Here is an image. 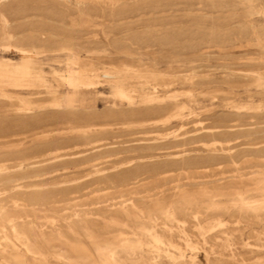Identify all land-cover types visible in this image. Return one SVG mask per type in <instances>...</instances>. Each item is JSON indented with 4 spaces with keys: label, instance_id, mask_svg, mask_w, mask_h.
Returning a JSON list of instances; mask_svg holds the SVG:
<instances>
[{
    "label": "rangeland",
    "instance_id": "1",
    "mask_svg": "<svg viewBox=\"0 0 264 264\" xmlns=\"http://www.w3.org/2000/svg\"><path fill=\"white\" fill-rule=\"evenodd\" d=\"M0 12V264H264V0Z\"/></svg>",
    "mask_w": 264,
    "mask_h": 264
},
{
    "label": "bare ground",
    "instance_id": "2",
    "mask_svg": "<svg viewBox=\"0 0 264 264\" xmlns=\"http://www.w3.org/2000/svg\"><path fill=\"white\" fill-rule=\"evenodd\" d=\"M209 2H210V1H209ZM1 5H2V3H1ZM17 5H18V4H17ZM0 13L2 14V12H0ZM5 22H7V21H5ZM6 24H7V23H6ZM247 27H248V26H247ZM0 32H2V31H0ZM6 32H7V31H6ZM7 33H8V32H7ZM0 34H1V33H0ZM3 35H4V34H3ZM17 40H18V39H17ZM14 42H15V41H14ZM18 42H20V41H18ZM18 42H17V43H18ZM21 43H22V42H21ZM21 43H20V44H21ZM27 43H28V42H27ZM33 43H34V41H33ZM6 44H7V43H6ZM9 44H10V43H9ZM14 44H15V43H14ZM25 44H26V42H25L23 45H25ZM2 45H3V44H2ZM27 45H28V44H27ZM13 46H14V45H13ZM32 46L34 47V45H32ZM8 47H9V46H8ZM25 47H26V46H25ZM30 47H31V46H30ZM27 48H28V47H27ZM20 49H21V48H20ZM13 50H14V49H13ZM23 53H24V52H23ZM23 60H26V59H23ZM8 66H9V65H8ZM17 68H18V67H17ZM8 69H9V68H8ZM3 70H4V69H3ZM90 75H91V74H90ZM27 76H28V75H27ZM70 76H71V74H70ZM70 78H71V77H70ZM24 79H25V77H24ZM14 84H15V83H14ZM90 87H93V86H90ZM1 89H2V88H1ZM3 89H4V88H3ZM82 89H84V88H82ZM70 93H71V92H70ZM122 98H123V97H122ZM124 98H125V97H124ZM130 100H131V99H130ZM130 104H131V103H130ZM68 111H69V110H68ZM93 112H94V111H93ZM111 112H112V111H111ZM101 113H102V112H101ZM105 113H106V112H105ZM113 113H114V111H113ZM117 113H119V112H117ZM117 113H116V114H117ZM164 113H165V112H164ZM24 114H25V113H24ZM67 114H68V113H67ZM71 114H72V112H71ZM87 114H88V115H89V114L91 115V113H87ZM93 114L96 115L97 113H93ZM110 114H111V113H110ZM120 114H121V113H120ZM120 114H119V115H120ZM88 115H87V116H88ZM98 115H99V114H98ZM98 115H97V116H98ZM161 115H162V114H161ZM164 115H165V114H164ZM66 116H67V115H66ZM102 116H106V115H102ZM107 116H108V115H107ZM109 116H110V115H109ZM68 117L70 118V116H68ZM77 117H78V116H77ZM91 117H92V116H91ZM95 117H96V116H95ZM100 117H101V116L99 115V118H100ZM123 117H124V116H123ZM125 117H126V116H125ZM150 117H151V116H150ZM152 117H154V116H152ZM160 117H161V116H160ZM75 118H76V117H75ZM79 118H80V117H79ZM84 118H86V117H84ZM89 118H90V117H89ZM107 118H108V117H107ZM112 118H113V117H112ZM115 118H116V117H115ZM118 118H119V116H118ZM120 118H121V117H120ZM120 118H119V119H120ZM144 118H145V117H143V118H141V119H144ZM64 119H65V118H64ZM102 119H103V118H102ZM108 119H109V118H108ZM113 119H114V118H113ZM145 119H147V118H145ZM148 119H149V118H148ZM152 119H154V118H152ZM67 120H68V119H67ZM91 120H93V119H91ZM99 120H100V119H99ZM114 120H115V119H114ZM163 120H164V119H163ZM175 120H176V119H175ZM59 121H60V120H59ZM75 121H76V120H75ZM75 121H74V122H75ZM79 121H80V120H79ZM82 121H83V120H82ZM82 121H81V122H82ZM95 121H96V120H95ZM105 121H106V120H105ZM107 121H108V120H107ZM109 121H110V120H109ZM109 121H108V122H109ZM111 121H112V120H111ZM165 121H166V119H165ZM16 122H17V121H16ZM22 122H23V121H22ZM46 122H47V121H46ZM62 122H63V121H62ZM64 122H65V121H64ZM64 122H63V123H64ZM77 122H78V121H77ZM77 122H76V123H77ZM85 122H86V121H85ZM99 122H100V121H99ZM160 122H161V121H160ZM20 123H21V122H19V124H20ZM23 123H24V122H23ZM59 123H60V122H59ZM65 123H66V122H65ZM68 123H69V120H68ZM72 123H73V122H72ZM89 123H90V122H89ZM100 123H101V122H100ZM14 124H17V123H14ZM25 124H26V123H25ZM32 124H33V123H32ZM79 124H80V123H79ZM90 124H91V123H90ZM90 124H89V125H90ZM95 124H96V123H95ZM97 124H98V123H97ZM36 125H38V123H37ZM36 125H35V126H36ZM45 125H46V124H45ZM10 126H11V125H10ZM27 126H29V125L27 124ZM27 126H26V127H27ZM39 126H40V125H39ZM42 126H43V125H42ZM46 126H47V125H46ZM48 126H49V125H48ZM24 127H25V125H24ZM69 127H70V126H69ZM71 127H72V126H71ZM78 127H79V126H78ZM82 127H83V126H82ZM16 128H17V127H16ZM16 128H15V129H16ZM18 128H19V127H18ZM18 128H17V129H18ZM31 128H32V127H31ZM33 128H34V127H33ZM42 128H43V127H42ZM47 128H49V127H47ZM8 129H9V128H8ZM12 129H13V128H12ZM15 129H14V130H15ZM17 129H16V130H17ZM44 129H45V128H44ZM6 130H7V129H6ZM18 130H19V129H18ZM26 130H28V129H26ZM46 130H47V129H46ZM8 131H9V130H8ZM8 131H7V134H8ZM10 131H11V129H10ZM17 132H18V133H21V132H19V131H17ZM28 132H29V131H28ZM10 133H11V132H10ZM13 133H14V131H13ZM35 133H38V132H35ZM0 135H1V134H0ZM44 135H45V134H44ZM47 135H49V134H47ZM173 135H174V134H173ZM9 136H10V135H9ZM15 136H16V135H15ZM17 136H18V135H17ZM31 136H32V135H31ZM4 137H5V136H4ZM6 137H7V136H6ZM93 138H94V137H93ZM21 139H22V138H21ZM24 139H25V138H24ZM17 140H20V139H17ZM85 140H86V139H85ZM6 141H7V139H6ZM14 141H15V140H14ZM87 141H88V140H87ZM87 141H86V142H87ZM0 142H1V141H0ZM59 142H61V141H59ZM89 142H90V139H89ZM89 142H88V143H89ZM62 144H63V142H62ZM55 146H56V145H55ZM55 146H54V147H55ZM59 146H60V145H59ZM66 146H67V145H66ZM66 146H65V147H66ZM69 146H70V145H69ZM49 147H50V149H51V147H53V146H49ZM61 147H62V146H61ZM61 147H60V148H61ZM33 148H35V147H33ZM37 148H38V147H37ZM46 148H47V147H46ZM75 148H76V147H75ZM40 149H42V148H40ZM50 149H48V150H50ZM56 149H57V148H56ZM58 149H59V148H58ZM36 151H38V150L36 149ZM23 152H24V151H23ZM23 152H22V154H24ZM27 152H29V150H28ZM27 152H26V153H27ZM31 152H32V151H31ZM40 152H41V151H40ZM57 152H59V151H57ZM61 152H62V151H61ZM61 152H60L59 154H61ZM35 153H36V152H35ZM41 153H42V152H41ZM43 153H44V152H43ZM64 153H65V152H64ZM16 154H17V153H16ZM22 154H21V156H22ZM38 154H39V153H38ZM57 154H58V153H57ZM62 154H63V153H62ZM62 154H61V155H62ZM14 155H15V154H14ZM39 155H40V154H39ZM94 155H95V154H94ZM33 156H34V155H33ZM50 156H51V155H50ZM58 156H59V155H58ZM58 156H57V157H58ZM62 156H63V155H62ZM6 157H7V156H6ZM6 157H5V158H6ZM15 157H16V156H15ZM25 157H26V156H25ZM27 157H28V156H27ZM35 157H37V156H35ZM53 157H54V156H53ZM91 157H92V156H91ZM98 157H99V156H98ZM7 158H8V157H7ZM7 158H6V159H7ZM12 158H14V156H13ZM8 159H10V158H8ZM17 159H18V158H17ZM39 159H40V158H39ZM3 160H4V159H3ZM10 160H11V159H10ZM13 160H15V159H13ZM41 160H42V158H41ZM47 160H48V159H47ZM62 160H63V159H62ZM0 161H2V160H0ZM5 161H6V160H5ZM22 161H23V160H22ZM37 161H38V160H37ZM44 161H45V160H44ZM59 161H60V160H59ZM19 162H20V161H19ZM28 162H30V161H28ZM69 162H70V161H69ZM89 162H90V160H89ZM33 163H35V162H33ZM52 163H53V162H52ZM5 164H6V163H5ZM24 164H26V163H24ZM24 164H23V165H24ZM49 164H50V163H49ZM73 164H74V163H73ZM75 164H76V163H75ZM82 164H83V163H82ZM3 165H4V164H3ZM8 165H9V164H8ZM39 165H40V164H39ZM196 165H197V164H196ZM34 166H35V165H34ZM40 166H41V165H40ZM42 166H43V165H42ZM122 166H123V165H122ZM135 166H136V165H135ZM12 167H13V166H12ZM136 167H137V166H136ZM136 167H135V168H136ZM2 168H3V167H2ZM19 168H20V170L22 169L21 166H20ZM19 168H18V169H19ZM24 168H27V167H24ZM24 168H23V169H24ZM31 168H32V167H31ZM49 168H50V167H49ZM96 168H97V167H96ZM99 168H100V167H99ZM130 168H131V167H130ZM135 168H134V170H135ZM44 169H45V168H44ZM58 169H59V168H58ZM76 169H77V168H76ZM122 169H123V168H122ZM24 170H25V169H24ZM24 170H23V171H24ZM46 170H47V169H46ZM92 170H93V169H92ZM113 170H114V169H113ZM127 170H129V169L127 168ZM2 171H3V170H2ZM2 171H1V172H2ZM17 171H18V170H17ZM25 171H26V170H25ZM49 171H50V170H49ZM49 171H48V172H49ZM51 171H52V170H51ZM51 171H50V172H51ZM54 171H56V170H54ZM156 171H157V170H156ZM121 172H122V171H121ZM121 172H119V173H121ZM140 172H141V171H140ZM6 173H7V172H6ZM46 173H47V172H46ZM57 173H58V172H57ZM87 173H88V172H87ZM128 173H129V172H128ZM3 174H4V173H3ZM41 174H43V173H41ZM115 174H116V173H115ZM115 174H114V175H115ZM142 174H143V173H142ZM96 175H97V174H96ZM109 175H110V174H109ZM111 175H112V174H111ZM114 175H112V176H114ZM130 175H131V174H130ZM32 176H33V175H32ZM48 176H49V175H48ZM104 176H108V175H104ZM116 176H118V174H116ZM140 176H141V174H140ZM23 177H24V176H23ZM36 177H37V176H36ZM39 177H40V176H39ZM89 177H90V176H89ZM92 177H93V176H92ZM127 177H128V176H127ZM130 177H131V176H130ZM24 178H25V177H24ZM49 178H50V177H49ZM87 178H88V177H87ZM119 178H121V177H118V179H119ZM122 178H123V177H122ZM0 179H1V178H0ZM27 179H28V178H27ZM44 179H45V178H44ZM44 179H43V180H44ZM98 179H99V178H98ZM100 179H101V178H100ZM105 179H106V178H105ZM105 179H104V180H105ZM108 179H109V178H108ZM123 179H124V178H123ZM123 179H122V180H123ZM129 179H130V178H129ZM131 179H132V178H131ZM104 180H103V182H104ZM125 180H127V179H125ZM136 180H137V179H136ZM11 181H12V180H11ZM11 181H10V182H11ZM19 181H20V180H19ZM22 181H23V180H22ZM26 181H27V180H26ZM89 181H90V180H89ZM106 181H107V180H106ZM108 181H110V180H108ZM138 181H139V180H138ZM2 182H3V181H2ZM8 182H9V181H8ZM16 182H17V181H16ZM32 182H33V181H32ZM121 182H122V181H121ZM127 182H128V181H127ZM22 183H23V182H22ZM92 183H93V182H92ZM95 183H96V182H95ZM97 183H98V181H97ZM4 184H5V182H4ZM118 184H119V183H118ZM133 184H135V183H133ZM107 185H108V183H107ZM109 185H110V183H109ZM122 185H123V184H122ZM127 185H128V184H127ZM0 186H2V185H0ZM6 186H7V185H6ZM21 186H22V185H21ZM65 186H66V185H65ZM80 186H81V185H80ZM99 186H100V185H99ZM52 187H53V186H52ZM54 187H56V186H54ZM57 187H58V186H57ZM62 187H63V186H62ZM83 187H84V186H83ZM104 187H105V186H104ZM50 188H51V187H50ZM111 188H112V187H111ZM33 189H34V188H33ZM40 189H41V188H40ZM45 189H46V188H45ZM73 189H75V188H73ZM37 190H39V188H38ZM41 190H42V189H41ZM101 190H103V189H101ZM17 191H18V190H17ZM20 191H21V190H20ZM28 191H29V190H28ZM12 192H13V191H12ZM48 192H49V191H48ZM77 192H78V191H77ZM4 193H5V192H4ZM72 193H73V192H72ZM9 194H10V193H9ZM19 194H20V193H19ZM22 194H23V193H22ZM61 194H62V193H61ZM65 194H67V193L65 192ZM20 195H21V194H20ZM34 195H37V194H34ZM40 195H41V194H40ZM56 195H57V194H56ZM62 195H63V194H62ZM9 196H10V195H9ZM44 196H45V195H44ZM48 196H49V195H48ZM50 196H51V195H50ZM52 196H53V195H52ZM1 197H3V196H1ZM69 197H70V196H69ZM74 197H75V196H74ZM78 197H80V196H78ZM78 197H77V198H78ZM13 198H14V196H13ZM30 198H31V197H30ZM43 198H44V197H43ZM46 198H47V196H46ZM59 198H60V197H59ZM10 199H11V198H10ZM51 199H52V198H51ZM72 199H74V198H72ZM24 200H25V199H24ZM36 200H37V199H36ZM42 200H43V199H42ZM60 200H61V199H60ZM69 200H70V199H69ZM22 201H23V200H22ZM33 201H34V200H33ZM51 201H52V200H51ZM53 201H54V200H53ZM1 202H2V200H1ZM3 202H4V201H3ZM26 202H27V201H26ZM30 202H32V201H30ZM30 202H29V203H30ZM34 202H35V201H34ZM45 202H46V201H45ZM59 202H60V201H59ZM7 203H8V202H7ZM29 203H27V204H29ZM12 204H14V201H12ZM33 204H34V203H33ZM37 204H38V202H37ZM42 204H43V203H42ZM42 204H41V205H42ZM0 205H3V204H0ZM24 205H25V204H24ZM16 206H17V205H16ZM32 206H33V205H32ZM10 209H12V208H10ZM16 209H18V208H16ZM21 209H22V208H21ZM21 209H19V210H21ZM42 209H43V208H42ZM121 209H122V208H121ZM26 210H27V209H26ZM2 211H3V209H2ZM3 212H4V211H3ZM23 212H24V211H23ZM33 212H37V211H33ZM62 212H63V211H62ZM62 212H61V213H62ZM13 213H14V212H13ZM39 213H41V212H39ZM53 213H54V212H53ZM89 213H90V212H89ZM138 214H139V213H138ZM61 216H62V215H61ZM195 216H196V215H195ZM58 218H59V217H58ZM66 218H67V217H66ZM196 218H197V216H196ZM94 219H95V218H94ZM12 220H14V219H12ZM193 220H194V219H192V221H193ZM58 221H59V220H58ZM63 221H65V220H63ZM1 222H2V221H1ZM70 222H71V221H70ZM175 222H176V221H175ZM207 222H208V221H207ZM1 224H2V223H1ZM18 224H19V223H18ZM18 224H16V225H18ZM30 224H31V222H30ZM69 224H71V223H69ZM69 224H68V225H69ZM195 224H196V223H195ZM217 224H218V223H217ZM32 225H33V224H32ZM32 225H29V226L31 227ZM40 225H41V224H40ZM57 225H58V223H57ZM182 225H184V224H182ZM20 226H23V225L21 224ZM29 226H28V227H29ZM37 226H38V224H37ZM52 226H53V225H52ZM65 226H66V224H65ZM65 226H64V227H65ZM40 227H41V226H40ZM66 227H67V226H66ZM72 227H73V226H72ZM33 228H34V227H33ZM56 228H57V227H56ZM196 228H197V227H196ZM34 229H35V228H34ZM41 229H42V228H41ZM44 229H45V227H44ZM13 230H14V229H13ZM13 230L11 229V231H13ZM18 230H19V229H18ZM22 230H24V229H22ZM68 230H69V229H68ZM39 231H40V229H39ZM43 231H44V230H43ZM45 231H46V229H45ZM53 231H54V233L56 232L55 230H53ZM53 231H52V232H53ZM59 231H60V229H59ZM191 231H192V230H191ZM41 232H42V231H41ZM181 232H182V231H181ZM236 232H237V231H236ZM7 233H8V232H7ZM14 233H15V235H16V231H15ZM58 234H59V233H58ZM180 234H181V233H180ZM4 236H5V235H4ZM12 236H14V235H12ZM184 236H185V235H184ZM7 237H8V236H7ZM201 237H203V236H201ZM11 238H12V237H11ZM14 238H16V237H14ZM17 238H19V237H17ZM155 238H156V237H155ZM155 238H154V240H155ZM33 239H34V238H33ZM186 239H187V237H186ZM6 240H7V239H6ZM12 240H13V239H12ZM15 241H16V240H15ZM15 241H14V242H15ZM23 241H24V240H23ZM155 241H156V240H155ZM15 244H16V243H15ZM41 244H42V243H41ZM17 245H18V244H17ZM0 246H1V245H0ZM174 246H175V245H174ZM185 246H186V245H185ZM22 247H23V246H22ZM22 247H21V248H22ZM191 248H192V247H191ZM5 249H6V247H5ZM29 249H30V248H29ZM33 249H35V248H33ZM42 249H43V248H42ZM24 250H25V254H26V249H24ZM36 250H37V249H36ZM43 250H45V249H43ZM40 251H41V250H40ZM192 251H193V250H192ZM17 252H18V251H17ZM17 252H16V253H17ZM22 252H23V251H22ZM37 252H38V251H37ZM27 253H28V252H27ZM0 254H2V252H1ZM6 254H7V253H6ZM14 255H15V254H14ZM24 256H25V255H24ZM180 256H181V255H180ZM7 257H8V256H7ZM9 258H10V256H9ZM12 258H13V257H12ZM180 258H181V257H180ZM8 260H9V259H8ZM193 261H194V260H193ZM6 262H7V261H6Z\"/></svg>",
    "mask_w": 264,
    "mask_h": 264
}]
</instances>
